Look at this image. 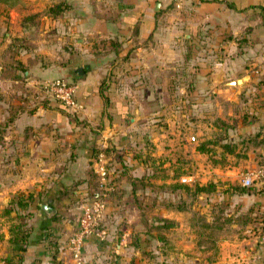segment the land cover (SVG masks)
Wrapping results in <instances>:
<instances>
[{"label": "crops", "instance_id": "1", "mask_svg": "<svg viewBox=\"0 0 264 264\" xmlns=\"http://www.w3.org/2000/svg\"><path fill=\"white\" fill-rule=\"evenodd\" d=\"M66 3L47 24L69 32V50L41 43L15 53L21 26L0 36V264H73L66 241L103 141L114 178L104 233L86 237L82 264H264V180L244 188L232 176L264 158V0ZM27 76L72 81L82 109ZM191 123L195 171L209 175L185 184H215L193 196L173 176ZM209 139L214 162L197 148ZM42 202L58 222L38 211ZM21 223L28 235L17 249L10 238Z\"/></svg>", "mask_w": 264, "mask_h": 264}, {"label": "built area", "instance_id": "2", "mask_svg": "<svg viewBox=\"0 0 264 264\" xmlns=\"http://www.w3.org/2000/svg\"><path fill=\"white\" fill-rule=\"evenodd\" d=\"M26 82L43 89L50 97L71 112H78L82 104L75 98V83L64 77L39 79L26 77ZM193 139V137H190ZM106 145L104 141L98 146L93 159L92 171L94 173V185L80 206L76 228L67 238V248L73 258V264H82V248L88 235L101 238L104 231L102 221L104 218L107 198L112 189L113 173L104 153ZM239 182L243 186H251L259 183L264 178V158L255 166L244 169L239 174ZM190 175H181L179 180L187 182Z\"/></svg>", "mask_w": 264, "mask_h": 264}, {"label": "rangeland", "instance_id": "3", "mask_svg": "<svg viewBox=\"0 0 264 264\" xmlns=\"http://www.w3.org/2000/svg\"><path fill=\"white\" fill-rule=\"evenodd\" d=\"M94 2H98L100 0H93ZM59 3L58 10H53L55 13L53 14L49 7L53 6L55 4ZM67 7L66 0H0V36H4V31L12 30L13 33H17L19 27H24L25 32H23L21 35L23 36H16L14 35L13 39L9 41V49L11 51H14L15 53H18L22 49H28L30 46L31 48H35L39 44H53L56 43L59 47V49L62 50H69V47H72L71 42L64 39L62 36L67 35L69 32L67 31V34L63 31H57L55 30L56 27L52 24H47V17L51 14H61L59 13L60 10ZM55 9V8H54ZM10 28L7 25H11ZM14 23V24H13ZM59 34L58 37H53L55 34ZM62 35V36H61ZM61 36V37H60ZM69 36V34L67 35ZM52 42V43H50ZM241 109L240 111H242ZM244 115H247V111L243 112ZM203 131H209L208 129H205ZM194 135V130L192 128L191 124H186L183 136L186 137V140L182 137L179 138L180 143V149L181 152L183 149H185V156L183 159L180 158V164L184 166L183 175H193L192 177L194 179H201L199 176L202 177V179H205L209 173L208 169H196L197 164L195 161L197 158L194 156L193 152V145L194 141L190 137ZM196 138V137H195ZM176 139V143H177ZM197 140V139H196ZM199 141V140H197ZM184 145L183 146H181ZM176 145V144H175ZM181 155V154H180ZM205 157V155H203ZM179 157L176 153L171 154L169 160L171 162H177ZM263 159H260L259 161H255L253 164H244L239 166L232 176L235 177L237 181L240 180L239 174L241 171H243L246 168L252 167L260 163ZM194 167V169H193ZM264 178L262 179V181ZM240 183V182H239ZM241 185V184H240ZM251 187V186H250ZM57 204V203H56ZM49 214V213H48ZM29 218V216L27 217ZM60 222V221H59ZM27 223V220H26ZM76 228V225H75ZM74 228V229H75Z\"/></svg>", "mask_w": 264, "mask_h": 264}, {"label": "trees", "instance_id": "4", "mask_svg": "<svg viewBox=\"0 0 264 264\" xmlns=\"http://www.w3.org/2000/svg\"><path fill=\"white\" fill-rule=\"evenodd\" d=\"M58 8H59V3H57V4L49 7V9L51 11L58 10ZM52 13L54 14L55 11H53ZM213 141H214L213 139L212 140L209 139L207 141H201V143L198 145L197 148H199L200 150L208 153L209 159L214 162L215 160H219V158L217 159V158L213 157L214 154H215V151L214 150L212 151L211 148H210V146H209L210 143H215ZM222 147L225 148V149H230V146H229V143L228 142L227 143H222ZM173 170H174L173 171V176L175 175L178 178L180 177V175H182L183 173H185L184 170H182V171H177V169H173ZM180 183L185 184V182H181V181H180ZM206 183L207 184H205V185H196L195 184V186H188V185L185 184V186H184L185 187V191L190 196H193V195H195V194H197L198 192H201V191L202 192H209L211 190V188H213L212 185H215V184L212 181H207ZM241 187L248 188L250 186H243V185H241ZM28 196H30V195H28ZM17 201L20 202L21 204H23V197L22 196H19L17 198ZM29 214L31 215V212L29 213V211L25 213V215L27 217L29 216ZM50 218L53 221H55V222H58V220H59V217L57 216L56 212L55 213H51L49 215V220H50ZM250 218H251L250 216H247L245 214H240L239 217H238V219H237V222L244 223V222L250 221L251 220ZM23 224L24 223L16 224V225H14V227L12 229L13 236L10 238V241L15 245V247L17 249H21L22 246H23V244L27 240L26 239L27 238V235H28V233H27V227H29V226L27 225L26 228H22V225ZM56 225H57V230H58L59 229L58 223ZM49 229H48V232L45 233L44 236H45V241L47 242L48 248L49 249H52L55 246V243H56V239L55 238L56 237L54 236V234L52 233V231L49 230ZM19 259H20L19 257H17V260L16 261H12L11 259H8V264H16Z\"/></svg>", "mask_w": 264, "mask_h": 264}, {"label": "water", "instance_id": "5", "mask_svg": "<svg viewBox=\"0 0 264 264\" xmlns=\"http://www.w3.org/2000/svg\"><path fill=\"white\" fill-rule=\"evenodd\" d=\"M75 71L77 74H82L83 69L81 66L75 67ZM38 211L42 212L43 214L53 213L55 212V208L49 205L47 202H42L38 205Z\"/></svg>", "mask_w": 264, "mask_h": 264}]
</instances>
